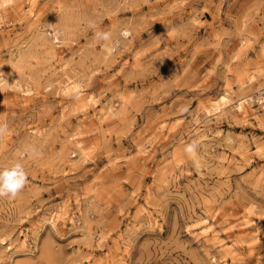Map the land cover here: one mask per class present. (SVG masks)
Instances as JSON below:
<instances>
[{
	"label": "rangeland",
	"instance_id": "obj_1",
	"mask_svg": "<svg viewBox=\"0 0 264 264\" xmlns=\"http://www.w3.org/2000/svg\"><path fill=\"white\" fill-rule=\"evenodd\" d=\"M1 1L0 264H264V0Z\"/></svg>",
	"mask_w": 264,
	"mask_h": 264
},
{
	"label": "clouds",
	"instance_id": "obj_2",
	"mask_svg": "<svg viewBox=\"0 0 264 264\" xmlns=\"http://www.w3.org/2000/svg\"><path fill=\"white\" fill-rule=\"evenodd\" d=\"M10 2V0H6ZM4 5H0L3 7ZM94 27V25H90ZM95 38L102 41H110L112 34L110 32H95ZM118 43L113 46L112 51L116 50ZM3 82L0 81V87ZM9 130V126L6 122H0V137H3ZM196 150V145L193 143L188 145L186 151L191 154ZM28 183V175L24 170V166L20 162H15L8 167L0 169V198H7L8 200H15L17 196L22 192Z\"/></svg>",
	"mask_w": 264,
	"mask_h": 264
},
{
	"label": "bare ground",
	"instance_id": "obj_3",
	"mask_svg": "<svg viewBox=\"0 0 264 264\" xmlns=\"http://www.w3.org/2000/svg\"><path fill=\"white\" fill-rule=\"evenodd\" d=\"M2 1L0 0V5H2ZM33 6V5H32ZM31 6V7H32ZM1 8V7H0ZM29 10L31 11V8H29ZM0 22H1V20H0ZM52 31H53V39H57V30L55 29V28H53L52 29ZM75 87V86H74ZM83 87V86H82ZM82 87H78V89L75 91V93H76V96H77V99H76V102L77 103H79V104H81V105H84V101L86 100V94H84V89L82 88ZM76 89V88H75ZM89 99V98H88ZM91 99V98H90ZM75 143H76V146H77V148L79 149V152H81V153H84V151H85V146L82 144V140L81 139H77L76 141H75ZM173 153V152H172ZM189 154V153H188ZM195 157V156H194ZM196 158V157H195ZM197 159V158H196ZM195 160V159H194ZM53 215V214H52ZM53 220H57V217L54 215V217H53V219L50 221L52 224L54 223V221ZM213 224L211 223L207 228H209L210 226H212ZM214 225H215V223H214ZM205 229L204 230V232H203V234H206L207 232H208V229ZM214 232V231H213ZM215 232H216V230H215ZM206 238V237H205ZM212 238V237H211ZM217 239V238H216ZM208 241V240H207ZM213 241V240H212ZM216 242H221V239L219 238V239H217L216 240ZM227 249V248H226Z\"/></svg>",
	"mask_w": 264,
	"mask_h": 264
}]
</instances>
